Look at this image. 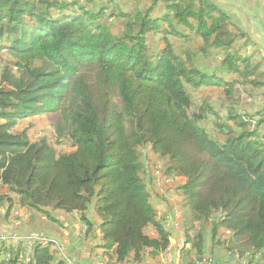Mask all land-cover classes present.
<instances>
[{
  "label": "trees",
  "instance_id": "trees-1",
  "mask_svg": "<svg viewBox=\"0 0 264 264\" xmlns=\"http://www.w3.org/2000/svg\"><path fill=\"white\" fill-rule=\"evenodd\" d=\"M120 3L125 20L114 34L99 20L111 6L0 0V51L8 55L0 71V184L8 194L0 205L7 214L16 203L47 219L56 210L76 213L87 227L82 236L98 231L106 264L154 257L168 247L172 227L150 200L162 196L146 181L147 147L165 159L159 171L169 187L185 178L167 189L183 196L185 264L213 255V245L244 247L264 264L263 54L215 0ZM151 31L162 33L164 46L149 54ZM191 35L201 39V62L168 38ZM208 87L221 92L213 108L201 95V112L189 113V90ZM42 114H56L55 137L73 150L31 140L32 125L16 128ZM209 115L220 140L201 123ZM22 249L2 243L0 264H65L40 243L26 262Z\"/></svg>",
  "mask_w": 264,
  "mask_h": 264
},
{
  "label": "crops",
  "instance_id": "crops-1",
  "mask_svg": "<svg viewBox=\"0 0 264 264\" xmlns=\"http://www.w3.org/2000/svg\"><path fill=\"white\" fill-rule=\"evenodd\" d=\"M215 1L224 7L233 21L248 34L249 38L264 56V0ZM214 88L216 87L204 88L201 91V95L208 94H205V92L213 91L212 89ZM260 104L261 102L254 103L250 108L255 112ZM175 180L179 184L185 182V178L181 176L176 177ZM1 194H8V191L5 186L0 184ZM150 198L154 204L155 199L153 197ZM5 208L6 204L0 205V214L2 215L0 217V233L10 228L21 231H39L53 234L59 239L66 252L74 259V264H106V257L103 255V250L98 247L100 242L98 231L92 237L78 235L79 219L76 213H65L61 210H56L53 212L54 219H47L46 216L39 213L34 214L33 211L25 210L16 203L13 204L8 214ZM36 222L46 227L41 228L36 225ZM170 234L168 247L158 255L153 257L145 253L140 262L133 260L132 256H130L118 264H176L177 262L181 264L184 259L182 249L190 247V244L187 243L186 237L183 235V226L180 230L171 231ZM154 235L151 232L149 236ZM208 248L210 247L208 246ZM212 252L214 257L221 258L223 247L213 245ZM197 262L194 261L193 264H197Z\"/></svg>",
  "mask_w": 264,
  "mask_h": 264
},
{
  "label": "rangeland",
  "instance_id": "rangeland-1",
  "mask_svg": "<svg viewBox=\"0 0 264 264\" xmlns=\"http://www.w3.org/2000/svg\"><path fill=\"white\" fill-rule=\"evenodd\" d=\"M79 1L81 4L83 3L84 5H88V7L90 6L94 9L100 8V5L107 6V7L111 6V9H109V10L107 9V11L104 12V15L102 17H100L99 20L104 21L114 34H117L122 30V25H123L125 19H124V17H122L124 11L122 9L123 5L120 3L121 0H119L120 2H118V3L117 2L114 3L113 2L114 0H92V1H90V3L86 2L85 0H79ZM162 37H163L162 33H159V32L157 33L155 31H151L147 34L146 42H147L149 54L156 52L159 48H162L164 46V40ZM168 38L177 51H183L185 49L193 51V52L198 54V55L196 54L197 55L196 59L201 62V52H199V53L197 52L198 49L201 47V39L199 37H197L195 35H191L190 38H188L184 42H182V40L180 41V39L177 37L168 36ZM6 53L7 52L5 49L0 51V56L3 55V58L0 57V71H1L2 65L4 63V60H6L8 58V55H6ZM213 60H214L213 56H208V58L205 59V62L207 65L213 66V62H214ZM86 72H87L88 76H91L89 74V71H86ZM212 90L213 91L210 90V91L205 92V94L208 93L209 101H210L208 103H211L212 106H210V107L213 108L212 102L216 101L215 100L216 96L218 94H220L221 92H218V90H216V88H214ZM214 90H216V91H214ZM189 92H190L192 99H193L192 105L189 108V113L201 112V107H202L201 104H203L201 102V88L198 90L190 89ZM204 96L202 95V97H204ZM210 98H211V100H210ZM115 102H117V98L115 99ZM236 109H240V108L238 107ZM218 110H221V109H218ZM251 112H252V109H251ZM55 117H56V114H50V115L42 114V115L31 116V117L24 118L22 120L17 121L16 128L22 130L23 128H26V127L32 125V127L30 129L31 140L35 141V140H38L42 137H46L48 142L55 148L56 152H58V153L59 152H68V151L73 150V148L70 146V143L68 141H66V139H63L60 141H58L56 139L54 131H53V127H52V123L54 122ZM214 119H215L214 115H209L208 118L202 119L201 123L203 124V126L206 128V130H208V132L212 136H215V137H217V139L220 140L221 136L219 134H217V131L214 130L213 125H212ZM143 149H145L143 151V156H144V160H145L144 165L147 169L146 181L148 182L150 170L155 169V175H162V172L159 170L164 169L165 159L158 158L156 155L152 154L150 152V150H148L147 147H144ZM168 181L169 180H164V181L159 182V189L160 190H167L170 187L174 189V185L172 186V183L175 180H171L172 182L170 183L171 184L170 187H169V184H167ZM148 186H149V182H148ZM177 191H178L177 189H175L174 191H172V189H171L172 207L174 209H179L178 202L180 201V199L183 198L180 191H178V192ZM153 195H154V192H153ZM154 206L158 210V214H159L158 216L159 217L165 216L166 218L165 217L164 218L166 220H170L168 218V217H170V214H171V211H170L171 207L170 206L167 208V212H162L161 206L158 207V205L156 204V201L154 203ZM180 211L182 213L181 209H180ZM33 213L36 214L39 212L33 211ZM0 217H2L1 214H0ZM180 224H182V223H181L180 214L178 211L177 225L179 226V229H181ZM36 225L41 227V228L43 227L38 222H36ZM47 225H49V224H47ZM45 227H43V228H45ZM86 228L87 227H85V230H86ZM219 231L221 232V229ZM79 232H80V222H79L78 235H79ZM151 232L154 233L153 228L150 226L147 227L146 233L148 235H150ZM224 233L226 235H228L227 232L224 231ZM80 236H82V235H80ZM222 239L225 240V237H222ZM240 242H242V241H240ZM239 245H241V244H239ZM243 248L244 247H242L241 250H239V249L238 250L234 249V250H237L241 253H245V250L242 251ZM186 249L187 248H185L184 250L182 249V253H185ZM53 252H55V251H53ZM55 256H56V258H55L56 260H63L65 262V264H72L71 259L68 257H67L68 259L66 262L64 259H61V257H58V254L56 255V253H55ZM184 257H187V260H189L188 255H185ZM185 262H186V258L183 259L182 263L184 264ZM177 264H178V262H177Z\"/></svg>",
  "mask_w": 264,
  "mask_h": 264
},
{
  "label": "built area",
  "instance_id": "built-area-1",
  "mask_svg": "<svg viewBox=\"0 0 264 264\" xmlns=\"http://www.w3.org/2000/svg\"><path fill=\"white\" fill-rule=\"evenodd\" d=\"M152 177L151 188L157 191L162 197H157L154 199L158 207L161 206L162 212H167V208L171 207V214L168 217L170 220H167V223L170 224L172 227V231L179 230V226L177 225V216H178V209H174L172 207V196L171 190H160L159 189V182L164 180H169L165 178L163 175H155V169L150 170L149 172V179ZM149 182V180H148ZM165 217V216H164ZM79 219V217L77 216ZM166 218V217H165ZM81 225V232L85 231L86 225L80 221ZM80 232V233H81ZM40 236H55L53 234H48L39 231H28V232H18L13 229H7L0 233V245H2L3 241H11L16 242V245L21 244L22 251H28V253H32L33 246L38 243V237ZM56 237V236H55ZM57 240V248H58V257H68L71 258L72 264H74V259L66 252L64 246L61 244L59 239L56 237ZM21 254V252H20ZM7 256V255H5ZM177 264V263H176ZM179 264V263H178ZM197 264H262L257 252H236V251H226L223 250V254L221 258H216L213 255H207L206 257L202 258V260H198Z\"/></svg>",
  "mask_w": 264,
  "mask_h": 264
},
{
  "label": "bare ground",
  "instance_id": "bare-ground-1",
  "mask_svg": "<svg viewBox=\"0 0 264 264\" xmlns=\"http://www.w3.org/2000/svg\"><path fill=\"white\" fill-rule=\"evenodd\" d=\"M80 232H81V225H80ZM79 232V235H82V233ZM5 245L13 244L16 245V242H11V241H3ZM38 243L47 246L51 251H55L56 255L58 254V248H57V240L55 237L51 236H40L38 237ZM53 253V254H54ZM21 258L26 262L30 258V253L28 251H21L20 254ZM61 259H64L67 262V257H61ZM69 263V262H68Z\"/></svg>",
  "mask_w": 264,
  "mask_h": 264
}]
</instances>
